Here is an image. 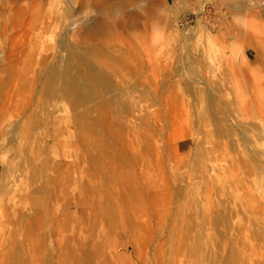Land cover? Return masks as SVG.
<instances>
[{
    "label": "bare ground",
    "instance_id": "bare-ground-1",
    "mask_svg": "<svg viewBox=\"0 0 264 264\" xmlns=\"http://www.w3.org/2000/svg\"><path fill=\"white\" fill-rule=\"evenodd\" d=\"M20 1H0L2 22L12 10L16 24L23 19ZM137 1L64 0L61 14L38 7L41 15L32 16L30 29L40 33L66 28L65 56L63 64L60 57L36 63L37 112L30 100L14 102L13 124L0 82V135L11 132L21 152L25 143L29 165L19 203L14 186L0 194V264H264V223L255 217L264 216V48L245 41L255 64L227 71L190 54L182 59L190 81H180L187 95L177 92L175 61L143 50L137 11H150ZM237 3L264 15L263 0ZM75 6L80 17L72 20ZM86 16L91 22L83 25ZM3 73L20 78L10 68ZM60 101L69 108L61 123ZM49 125L42 138L38 129ZM186 135L190 147L182 152L173 142ZM232 191L234 206L224 197ZM66 199L77 209L76 235L43 231L60 222ZM236 206L247 210L248 223L233 219Z\"/></svg>",
    "mask_w": 264,
    "mask_h": 264
},
{
    "label": "rangeland",
    "instance_id": "rangeland-1",
    "mask_svg": "<svg viewBox=\"0 0 264 264\" xmlns=\"http://www.w3.org/2000/svg\"><path fill=\"white\" fill-rule=\"evenodd\" d=\"M53 1L55 4H53ZM62 1L64 0H21L20 5L25 6L26 13L20 22L17 24L14 22V10L3 14L6 16L4 22L0 20V82L5 85L3 96L10 99V104L4 111H6L7 119L12 120V124L15 116V106L12 104L14 102L19 106L20 100H30L34 104L33 106L29 105V108L32 109V112H37L35 102L38 96L34 92V88L39 87L43 81L37 78V81L34 82L36 77L32 73L36 70V63L39 60H43L45 65L54 64L57 62L58 57H60L58 61L60 64L64 62L65 53L59 48V42L65 37L63 36L66 30L65 27L50 28L51 30L49 29L44 33H40L36 29H30V26L33 25L32 16L35 14L41 15L40 12H37L38 7H54L61 14L63 6H60L59 3H62ZM137 2L138 4L134 5H139L141 8L150 11L146 15H143L140 10L137 11L140 17L138 27L146 37L145 41L147 40L148 45H145L143 50L144 52L151 51L152 55L159 59L171 57L175 61L174 68L177 66L179 69L178 77L175 80L176 84H178L177 92H184L187 95L184 85L180 81H190V71L187 70L190 65L186 66L190 54L196 55L199 53L206 64H211L227 71L233 66H240L246 62L251 65L255 64L254 51L251 46L246 47L245 41L252 40L255 45H261L264 48V15L249 12L245 8L240 9V4L237 3V0H188L190 7L186 6L187 2L183 7L181 5L176 7L173 4V0H138ZM229 2L239 10L235 11L227 8L226 6ZM199 9H201V12H198L200 11ZM78 11L77 6L71 10L72 20L80 17ZM91 15L94 16L92 12ZM88 16L84 20L81 19L83 25L91 22ZM68 38H71V36ZM39 39L41 44L35 49V40ZM118 41L124 44L123 41L125 40L120 38ZM124 46L127 49L125 44ZM27 52L35 55L36 60L34 63L24 59V56L28 55ZM185 57L186 62L183 63L182 59ZM5 68H10L14 72L17 71L20 74V78H7L3 73ZM30 70L31 73L26 72ZM58 106L60 111L57 113V118L61 123L69 115V108L64 101H60ZM151 110L152 108L148 112ZM1 113L2 109L0 110ZM52 126L54 125L38 129L42 133V138L46 129L52 131ZM2 127L3 124H0V128ZM4 133L0 135V194L8 186H14L16 187V192H14V194L16 193L15 202H17L21 188L26 184V177H28L27 170L29 165L22 159L21 155L25 152L23 147L25 143L21 144V152L17 149L18 145L14 135L10 132L6 138L3 136ZM64 140L62 139V142ZM176 143L182 145L181 151L185 152L190 147V137L186 135L177 138L173 142L174 146ZM60 151V148L51 150L52 161H57L58 157L55 155ZM44 156L46 155L39 156V159ZM154 177H165V175L155 174ZM254 193L258 196V193ZM237 194L236 191H232L228 192L224 197L234 206V198ZM256 195L252 194L253 200L261 203V200ZM243 200L247 201V196H244ZM2 202L0 201V209L4 206ZM235 208H232V211L235 209L233 211V215H235L233 219H236L242 225L248 223L247 217L249 214L247 210L239 206ZM76 210L73 200L69 199L67 202L66 199V204L63 205L62 203V209L60 208L57 211L56 220L61 219L60 222L47 223L46 227L42 228L43 231L50 228L52 231L59 230L63 237L70 238L73 233L76 235L78 231V228L76 231V226L79 225L74 220ZM255 217L259 218L261 223H264L262 213L255 215ZM72 227H75V229L72 230ZM120 238L121 235L120 237L118 236V240L122 241L123 239L121 238L122 240H120ZM54 239L57 242L60 238L56 237Z\"/></svg>",
    "mask_w": 264,
    "mask_h": 264
},
{
    "label": "built area",
    "instance_id": "built-area-1",
    "mask_svg": "<svg viewBox=\"0 0 264 264\" xmlns=\"http://www.w3.org/2000/svg\"><path fill=\"white\" fill-rule=\"evenodd\" d=\"M252 1H255V0H252ZM263 3H264V0H263Z\"/></svg>",
    "mask_w": 264,
    "mask_h": 264
}]
</instances>
